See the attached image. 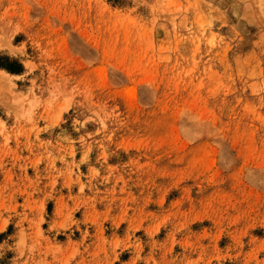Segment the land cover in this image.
I'll return each mask as SVG.
<instances>
[{"label":"rangeland","instance_id":"obj_1","mask_svg":"<svg viewBox=\"0 0 264 264\" xmlns=\"http://www.w3.org/2000/svg\"><path fill=\"white\" fill-rule=\"evenodd\" d=\"M0 264H264V0H0Z\"/></svg>","mask_w":264,"mask_h":264}]
</instances>
